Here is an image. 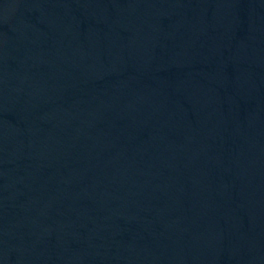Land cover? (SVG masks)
<instances>
[{
  "label": "water",
  "instance_id": "obj_1",
  "mask_svg": "<svg viewBox=\"0 0 264 264\" xmlns=\"http://www.w3.org/2000/svg\"><path fill=\"white\" fill-rule=\"evenodd\" d=\"M0 264H264V0H0Z\"/></svg>",
  "mask_w": 264,
  "mask_h": 264
}]
</instances>
